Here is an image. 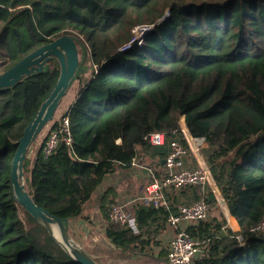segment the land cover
<instances>
[{
    "label": "trees",
    "instance_id": "16d2710c",
    "mask_svg": "<svg viewBox=\"0 0 264 264\" xmlns=\"http://www.w3.org/2000/svg\"><path fill=\"white\" fill-rule=\"evenodd\" d=\"M172 1L0 0V73L63 35L82 39L90 67L98 66L67 111L72 145L61 137L49 157L43 153L47 134L61 124L58 109L39 150L25 161L26 188L38 206L68 219L71 235L82 241L76 223L85 205L107 176L132 166L136 147L149 151L147 162L161 174L170 142L181 138L173 131L179 127L174 117L182 113L189 131L209 143L229 223L236 231L239 224L248 246L240 247L214 197L200 188L178 191L191 196L186 204L177 205L173 192L171 210L141 200L134 224L123 227L110 219L118 204L110 187L101 203L105 235L84 249L97 262L110 248L112 259L169 264V244L160 236L170 212L204 199L211 204L207 218L176 231L202 242L195 264H264V232L250 231L264 219V0ZM169 7L168 19L142 46L119 50L132 38L137 18L154 24ZM59 74L55 59L48 72L0 93V264H80L24 210L11 187L15 143ZM161 131L168 134L166 146L145 143V136Z\"/></svg>",
    "mask_w": 264,
    "mask_h": 264
},
{
    "label": "built area",
    "instance_id": "2783aa9c",
    "mask_svg": "<svg viewBox=\"0 0 264 264\" xmlns=\"http://www.w3.org/2000/svg\"><path fill=\"white\" fill-rule=\"evenodd\" d=\"M166 14L154 24H146L139 26L133 30L132 38L122 45L119 50L124 52L129 49L142 46L146 35L153 30L154 27L161 25L166 19ZM92 70L98 71V66L92 64ZM68 111V110H67ZM64 112L60 118L59 129L50 131L47 134L43 145V153L45 157H49L58 147L61 137L68 145H72L73 139L70 132V121L67 116L68 112ZM174 119L178 122L179 127L173 132L178 133L181 138L174 139L169 144V152L164 160L163 170L157 175L155 171H151L150 182L145 187L144 199L152 202L157 208H165L171 210L172 204L170 196L173 192H177L186 187H197L202 189V193L211 194L226 218L230 210L224 198V189L219 186L214 179L209 164L211 148L206 138L192 134L186 126L185 115L178 113ZM64 134V135H62ZM167 132H152L144 137V141L151 147L160 148L168 144ZM39 140V139H38ZM43 137L37 143L39 147L42 145ZM36 146V147H37ZM137 157L133 158L132 166H141L138 161L139 146L136 147ZM190 158L193 164L187 163ZM211 204L207 201L200 200L192 205H180L174 208L169 214L168 225L179 230V226L183 222L202 221L207 218ZM228 212V213H227ZM110 219L113 223L123 227L132 226L131 215L125 210L124 206L117 204L113 207ZM252 233L264 232V219L255 228L250 230ZM240 241V247H247L241 231L236 234ZM203 255V244L201 241L191 237L186 231L182 230L175 233L174 238L169 244L168 260L169 264H195L197 258Z\"/></svg>",
    "mask_w": 264,
    "mask_h": 264
},
{
    "label": "water",
    "instance_id": "95a60500",
    "mask_svg": "<svg viewBox=\"0 0 264 264\" xmlns=\"http://www.w3.org/2000/svg\"><path fill=\"white\" fill-rule=\"evenodd\" d=\"M170 9L171 7L166 13L167 18L170 15ZM89 57L90 50L82 39L74 35H63L31 52L13 67L0 73V93L13 90L32 76L48 72L50 62L55 59L58 61L60 66L58 80L24 129L22 137L15 143L11 187L16 201L48 232L71 259L80 264H102L87 253L78 237L74 238L71 235V223L68 219L52 215L33 201L26 188L24 171L25 161L29 157L31 148L54 120L61 102L73 85L76 82L81 88L87 85L85 76L91 70ZM36 148L39 150V145ZM132 222L134 223V219Z\"/></svg>",
    "mask_w": 264,
    "mask_h": 264
},
{
    "label": "crops",
    "instance_id": "0c3cea01",
    "mask_svg": "<svg viewBox=\"0 0 264 264\" xmlns=\"http://www.w3.org/2000/svg\"><path fill=\"white\" fill-rule=\"evenodd\" d=\"M139 150V153L142 154L139 157V159H141V161H139L141 166L126 167L107 176L104 179L101 188L93 196L91 201L85 205L82 213V219L76 223V228L80 233H82V245L84 244L91 249L95 248L96 243L105 235L106 221L101 212V203L103 199V193L106 189L110 187L114 188V190L117 192L118 204L124 206L125 210L131 215V217L134 211V205L141 200H145V187L150 182L151 171L156 170L155 166L150 164V159L147 162L146 158H148L147 155L149 151L140 148ZM187 163L191 165L193 164V161L188 158ZM161 169L163 170L164 168ZM183 196L182 192L177 191V205L186 204V202H188L187 197H191L190 195ZM226 220L229 223V219L226 218ZM185 223L186 222H183L180 226L182 227L185 225ZM232 231L238 234L241 231L239 224L238 231L234 229ZM175 233L176 230L168 225L166 232L160 236L162 244H170L171 240L175 236Z\"/></svg>",
    "mask_w": 264,
    "mask_h": 264
},
{
    "label": "rangeland",
    "instance_id": "374dc122",
    "mask_svg": "<svg viewBox=\"0 0 264 264\" xmlns=\"http://www.w3.org/2000/svg\"><path fill=\"white\" fill-rule=\"evenodd\" d=\"M175 1V0H173ZM172 1V2H173ZM197 1H201V0H197ZM207 1H211V0H207ZM171 2V3H172ZM149 19H141V18H137L135 20V22L133 23V26H132V30L131 32H133L134 29H136L137 27L139 26H143V25H146V24H149L148 23ZM133 34V33H132ZM92 71L90 70V72L85 76V78L89 79V76L91 75ZM80 90V87L78 85V82H76L73 87L71 88V90L69 91V93L67 94V96L63 99V101L61 102V105L59 107V115L60 114H64V112H66V110H68V107L70 106V104L73 102V100H75V98L80 94L81 90ZM79 91V92H78ZM40 139V138H39ZM36 146H37V143H35L33 145V147L31 148L30 150V153H29V158L30 156L32 155L34 149H36ZM230 224L228 223V227H231V225L229 226ZM233 230V229H232ZM234 232V231H233ZM168 243V242H167ZM105 249V248H104ZM103 249V250H104ZM101 250V249H100ZM112 250L110 248H108V250H104L103 253H101L99 256L101 259L100 263L102 264H146V263H143L139 258H133V259H112L111 257V252ZM157 251H159L157 249ZM108 257V258H107Z\"/></svg>",
    "mask_w": 264,
    "mask_h": 264
},
{
    "label": "flooded vegetation",
    "instance_id": "af4514ba",
    "mask_svg": "<svg viewBox=\"0 0 264 264\" xmlns=\"http://www.w3.org/2000/svg\"><path fill=\"white\" fill-rule=\"evenodd\" d=\"M80 54H82V52Z\"/></svg>",
    "mask_w": 264,
    "mask_h": 264
}]
</instances>
